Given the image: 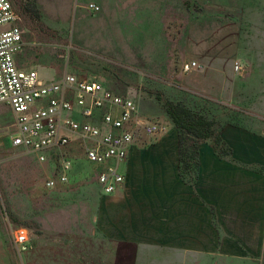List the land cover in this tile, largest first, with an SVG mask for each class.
I'll return each instance as SVG.
<instances>
[{"label":"crops","instance_id":"1","mask_svg":"<svg viewBox=\"0 0 264 264\" xmlns=\"http://www.w3.org/2000/svg\"><path fill=\"white\" fill-rule=\"evenodd\" d=\"M9 1L21 18L24 44L16 65L46 81L71 75L117 94L109 80L110 46L117 38L149 43L163 37V24L133 27L125 0ZM126 13L128 22L120 17ZM41 44L51 50L64 45L67 52L85 46L95 59L73 63L62 55L67 63L57 66L28 51ZM258 49L263 55L264 46ZM240 65L238 84L219 92L209 86V94L221 99L205 106L214 134L184 156L179 129L167 116L166 131L153 142L140 132L147 142L136 139L123 162L96 165L76 151L82 164L69 171L75 181L69 173L66 184L57 181L65 188L75 184V201L59 213L44 211L34 220L37 231L19 227L29 241L28 250L19 252L22 264H264V68L244 72ZM247 98L254 101L245 104ZM109 166L124 178L113 194L99 182Z\"/></svg>","mask_w":264,"mask_h":264},{"label":"rangeland","instance_id":"2","mask_svg":"<svg viewBox=\"0 0 264 264\" xmlns=\"http://www.w3.org/2000/svg\"><path fill=\"white\" fill-rule=\"evenodd\" d=\"M125 1L130 5L129 20L133 27L163 24V37L155 36L149 43L146 39L142 43L140 39L135 42L133 37L117 38L118 43L110 46L108 55L104 54L111 59L109 80L117 87V94L136 101L140 116L157 113L144 121L161 124L165 128L161 133L168 127L166 102L184 104L190 109L197 105L209 118L211 114L206 107L221 100L209 94V86H216L219 92L238 84L236 63L242 64L244 72L264 68V54L259 56L258 49L264 46V41H259L264 40V0ZM124 15L128 22L127 13L120 17ZM73 47L67 52L64 45L58 44L51 50L41 44L28 51L39 59L49 58L57 66L67 63L62 55L73 63L76 58L86 63L95 59L94 53L83 51L85 46ZM39 61L35 62H42ZM189 61L203 64L204 71L184 73L183 64ZM252 101L247 98L245 104ZM212 111L219 114L221 110L213 107ZM101 115L97 112L89 121L100 126ZM16 131L12 110L0 104V264H22L23 256L14 244L12 228L30 227L37 231L34 220L43 219L44 211L59 213L68 203H74L75 184L70 183L67 188L58 184L49 189L46 182L57 179L66 163L71 170L82 164L76 151L85 154V143L74 138L69 146L47 152L46 161L41 162L36 155L10 144ZM157 136L151 137V142ZM146 140L137 133L139 144ZM70 172V180L75 181L74 172Z\"/></svg>","mask_w":264,"mask_h":264},{"label":"built area","instance_id":"3","mask_svg":"<svg viewBox=\"0 0 264 264\" xmlns=\"http://www.w3.org/2000/svg\"><path fill=\"white\" fill-rule=\"evenodd\" d=\"M89 8L99 11L95 5ZM21 21L9 0H0V104H6L15 116L17 131L11 145L34 154L45 162L47 152L69 146L73 139L85 143L88 161L105 165L123 162L137 139V133L153 137L165 128L156 122L142 120L137 103L120 96L95 80H80L67 75L59 81L43 80L36 71L20 70L15 57L23 49ZM205 66L191 61L184 73L204 71ZM235 71L242 69L235 64ZM101 112V125L89 121ZM69 163L63 166L58 180L47 181L55 188L57 181L68 182ZM124 181L115 167L109 166L99 177L106 194H113ZM19 252L28 250V233L14 230Z\"/></svg>","mask_w":264,"mask_h":264},{"label":"trees","instance_id":"4","mask_svg":"<svg viewBox=\"0 0 264 264\" xmlns=\"http://www.w3.org/2000/svg\"><path fill=\"white\" fill-rule=\"evenodd\" d=\"M196 108L190 109V107L184 104H173L172 102H166L164 104L166 114L179 129V143L180 149L183 151V156L185 151L195 147L196 143L214 134L212 130L214 122L210 121L204 115V111L201 108Z\"/></svg>","mask_w":264,"mask_h":264}]
</instances>
